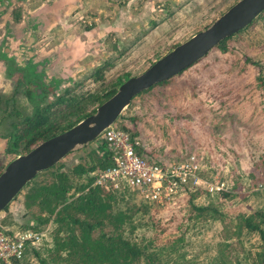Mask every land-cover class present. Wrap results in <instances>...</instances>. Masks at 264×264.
<instances>
[{"label":"rangeland","instance_id":"1","mask_svg":"<svg viewBox=\"0 0 264 264\" xmlns=\"http://www.w3.org/2000/svg\"><path fill=\"white\" fill-rule=\"evenodd\" d=\"M10 1L7 6L0 5V111L12 109L14 103L24 112H30L35 105L26 96L28 88L23 76L26 67L23 65L27 62L38 65L41 73L38 79L42 84L37 81V85L30 88L42 97L40 104L54 101L67 91L75 94L110 88L118 80L125 81L126 76L142 73L175 46L208 27L238 0H106L108 11L100 16L110 21L114 30L124 28L120 31L122 49L106 54L109 56L104 59L107 64L102 62L92 67V63H87V71L78 76L72 74L71 61L66 60L67 64L63 66L55 59L61 47L54 48V39L52 42L50 37L46 39V34L42 33L43 25L29 13L42 0ZM16 14L19 15L17 20L14 19ZM123 14H126L124 19ZM79 21L80 28L94 22L93 19L82 21L81 17ZM110 36L117 35L113 32ZM113 43L112 39L105 42L106 48L112 47ZM227 44L230 48L227 53L213 48L167 83L156 84L137 94L114 126L128 131L138 141L140 152L149 157L171 162L195 152L203 168L200 176L205 180L224 179L235 194L233 199L222 201V209L245 212L264 207V185H261L264 183V166L258 168L259 172L252 167L256 160H264V15ZM247 58L262 65V80L258 79L254 65L245 61ZM32 77L28 78L29 83H32ZM51 79L60 80L51 87ZM11 121L8 118L6 123H0V136ZM100 138L103 139L102 135ZM5 147V139L0 137V172L10 160L22 154L9 153ZM90 149L92 144L78 147L66 155L62 159L63 170L77 164ZM47 177L41 175L40 179ZM197 190L206 192L203 187ZM182 196L178 198L179 203L160 206V213L165 217L167 214L181 216L184 211ZM205 199L202 193L194 203H205ZM22 200L23 191L0 212L1 226L13 231L24 227ZM4 218L9 223L4 224ZM215 226H208L212 230H207L203 236L215 237ZM44 231L49 238L48 232ZM198 237L192 235L193 240H200ZM249 237L250 241L243 249L235 244V239L231 241L238 251L234 253L243 256V264H251L244 251L255 249L250 242L259 245L256 236ZM39 241L26 248L19 264H42L40 259L46 260L44 264H57L54 254L52 260L45 252L40 253L39 258L31 252L33 247L38 248Z\"/></svg>","mask_w":264,"mask_h":264},{"label":"trees","instance_id":"2","mask_svg":"<svg viewBox=\"0 0 264 264\" xmlns=\"http://www.w3.org/2000/svg\"><path fill=\"white\" fill-rule=\"evenodd\" d=\"M10 2L0 0V5L7 6ZM263 15L264 10L258 17ZM18 18L16 14L14 19ZM238 33L225 38L214 48L227 53L230 49L227 42ZM245 61L254 65L258 79L262 80V65L248 58ZM40 74L33 73L32 69L23 73L28 88L26 96L35 105L30 112H24L14 103L12 109L0 111V123L12 119L0 136L5 139V150L9 153H26L38 143L69 129L94 113L124 81L118 80L110 88L90 92L72 94L67 91L54 101L40 104L42 97L30 89L37 84L28 81L31 75L32 79H38ZM59 80L51 79L49 84L55 87ZM89 144L92 149L73 167L64 171L60 160L38 173L21 190L26 222L19 230L40 233L38 248L31 250L38 258L45 252L52 260L54 254L57 264H243V256L236 254L235 244L243 249L250 241L249 235H254L259 239V245L250 242L255 249L244 250L245 254L251 264H264V207L228 212L222 209V201L235 197L231 190L208 193L186 189L182 196L184 211L181 216L167 214L165 217L160 213V206L164 205L144 200L130 188L124 187L118 192L92 185L93 180L87 173L110 165L111 151L101 138ZM263 161L256 160L253 170L259 172L258 168L264 166ZM41 175L48 177L42 180ZM202 193L206 196L205 203L195 204V199ZM2 222L9 223L7 218ZM212 224L216 225L213 228L216 235L205 238L203 234L212 230L208 228ZM192 235L200 240H193ZM232 239L236 240L235 244L231 243ZM40 262L44 264L46 260L40 259Z\"/></svg>","mask_w":264,"mask_h":264},{"label":"water","instance_id":"3","mask_svg":"<svg viewBox=\"0 0 264 264\" xmlns=\"http://www.w3.org/2000/svg\"><path fill=\"white\" fill-rule=\"evenodd\" d=\"M263 10L264 0H238L208 27L175 46L142 73L128 77L94 113L10 160L0 172V212L38 173L99 138L137 94L182 72L222 40L247 27Z\"/></svg>","mask_w":264,"mask_h":264},{"label":"built area","instance_id":"4","mask_svg":"<svg viewBox=\"0 0 264 264\" xmlns=\"http://www.w3.org/2000/svg\"><path fill=\"white\" fill-rule=\"evenodd\" d=\"M102 138L111 151V161L107 167L87 173L92 185L118 192L127 187L144 200L159 205H174L186 189L203 187L208 193L230 191L224 179L205 180L200 176L203 168L195 152L171 162L146 156L137 151L138 141L114 123L103 131ZM39 238V232L13 231L0 225V264H19L26 248L38 243Z\"/></svg>","mask_w":264,"mask_h":264},{"label":"crops","instance_id":"5","mask_svg":"<svg viewBox=\"0 0 264 264\" xmlns=\"http://www.w3.org/2000/svg\"><path fill=\"white\" fill-rule=\"evenodd\" d=\"M105 1L42 0L37 7L29 12L34 15L33 18L36 16L41 25H43L42 33L46 34V39L50 37V42L54 39L56 44L54 48L61 47V51L57 52L59 53L58 56L55 57L54 55L55 59L60 60L63 66L67 64L66 60L71 61L73 75L78 76L81 72L87 71L88 66H85L87 63L88 65L92 63V67L99 65L109 59L107 58L109 56H105L106 54H109L112 50L119 52L122 49V33L120 31H123L124 28L114 30L110 21H105L104 16H102L103 19L100 16V13L108 11V4ZM124 15L126 16V14H123L122 19L125 18ZM80 17L82 21L93 19L94 22H88L90 23L89 25H85V28H80ZM85 17L86 19H84ZM96 19H99V21ZM31 26L34 27V24ZM111 31L117 36H110L113 34ZM117 31H119V34ZM110 39L114 41L113 46H107L106 48L105 42L108 43ZM92 56L93 59H91ZM104 63L107 64V62ZM57 64L60 65L59 62ZM58 74L60 75V72Z\"/></svg>","mask_w":264,"mask_h":264},{"label":"flooded vegetation","instance_id":"6","mask_svg":"<svg viewBox=\"0 0 264 264\" xmlns=\"http://www.w3.org/2000/svg\"><path fill=\"white\" fill-rule=\"evenodd\" d=\"M4 55L6 56L7 53L4 52ZM10 57L14 58V56H10ZM23 66L26 67V68L24 69V71H25L26 69H27V70L32 69V72H33V73H34V72H38V65H33V64H30L29 62H27V63L24 64ZM38 73H39V72H38ZM37 81H39V83L42 84V81H41V80H39V79H33V82H34L35 84L37 83Z\"/></svg>","mask_w":264,"mask_h":264}]
</instances>
